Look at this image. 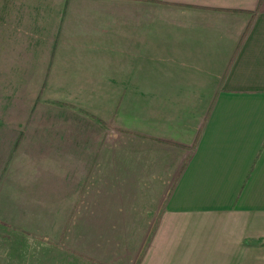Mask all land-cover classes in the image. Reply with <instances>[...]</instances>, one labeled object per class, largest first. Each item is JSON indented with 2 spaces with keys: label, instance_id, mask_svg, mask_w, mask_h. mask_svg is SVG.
Listing matches in <instances>:
<instances>
[{
  "label": "crops",
  "instance_id": "obj_1",
  "mask_svg": "<svg viewBox=\"0 0 264 264\" xmlns=\"http://www.w3.org/2000/svg\"><path fill=\"white\" fill-rule=\"evenodd\" d=\"M6 33L42 43L41 96L93 130L31 135L56 154L28 150L21 193L38 176L60 224L142 226L106 263L73 254L264 264V0H0Z\"/></svg>",
  "mask_w": 264,
  "mask_h": 264
},
{
  "label": "rangeland",
  "instance_id": "obj_2",
  "mask_svg": "<svg viewBox=\"0 0 264 264\" xmlns=\"http://www.w3.org/2000/svg\"><path fill=\"white\" fill-rule=\"evenodd\" d=\"M0 39L5 41L2 45L0 43V264H93L73 254L75 250L93 257L96 253L99 255L97 259L106 263L111 260L112 250L139 249L140 241H127L123 240V237L132 233L130 236L136 239L142 226H67L58 223V206L50 205V199L58 196L55 186L47 183L43 189L41 178L38 176L33 177L32 187L28 185L29 191L26 194L21 193L23 183L18 182L32 181L30 176L25 175L28 167L33 168L25 160L28 150L36 153L34 156H40L46 152L45 148L54 147L45 145L46 140L43 139L33 140L34 144H30L31 135L34 139L42 137L59 140V132L65 133L66 130L64 136H71L74 140V128L76 131L81 128L83 138H89L93 130L89 131L90 128H87V120L82 119V123H73L72 120L65 123L59 120V116L64 118L63 108L59 111L60 105L41 96V90H51L48 81L43 88L40 80L33 81L36 69L42 62L41 57L45 49H42V43L34 39L31 40L33 48L20 47L29 44L27 41H30V38L25 33L0 34ZM38 73L41 74L39 69ZM51 84L56 87L60 82L53 78ZM69 99L79 101L84 98ZM82 153H85V149ZM63 159L58 160L59 165ZM31 174L32 172H29V175ZM62 178L64 179L53 176L56 181ZM67 179L71 180V177ZM10 184H18L15 187L18 192H4ZM85 185L82 183V186Z\"/></svg>",
  "mask_w": 264,
  "mask_h": 264
},
{
  "label": "trees",
  "instance_id": "obj_3",
  "mask_svg": "<svg viewBox=\"0 0 264 264\" xmlns=\"http://www.w3.org/2000/svg\"><path fill=\"white\" fill-rule=\"evenodd\" d=\"M183 165H184V163L181 165V167H180V169H179V172H180V170L182 169Z\"/></svg>",
  "mask_w": 264,
  "mask_h": 264
}]
</instances>
